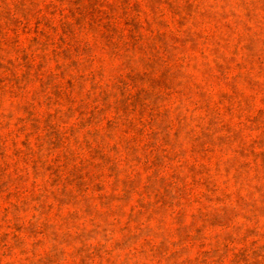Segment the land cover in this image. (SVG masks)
I'll return each instance as SVG.
<instances>
[{
    "label": "rangeland",
    "instance_id": "rangeland-1",
    "mask_svg": "<svg viewBox=\"0 0 264 264\" xmlns=\"http://www.w3.org/2000/svg\"><path fill=\"white\" fill-rule=\"evenodd\" d=\"M0 264H264V0H0Z\"/></svg>",
    "mask_w": 264,
    "mask_h": 264
}]
</instances>
